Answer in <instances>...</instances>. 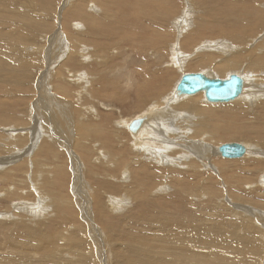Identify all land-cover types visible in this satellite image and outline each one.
<instances>
[{
  "label": "rangeland",
  "instance_id": "obj_1",
  "mask_svg": "<svg viewBox=\"0 0 264 264\" xmlns=\"http://www.w3.org/2000/svg\"><path fill=\"white\" fill-rule=\"evenodd\" d=\"M205 40L245 51L217 64L194 54ZM245 63L263 77L264 0H0V264H264V100L207 105L188 132L153 120L198 145L165 162L139 161L123 124L161 111L181 73ZM227 143L259 155L196 161Z\"/></svg>",
  "mask_w": 264,
  "mask_h": 264
},
{
  "label": "bare ground",
  "instance_id": "obj_2",
  "mask_svg": "<svg viewBox=\"0 0 264 264\" xmlns=\"http://www.w3.org/2000/svg\"><path fill=\"white\" fill-rule=\"evenodd\" d=\"M65 7V6H64ZM93 8V7H92ZM98 9V8H97ZM195 11V10H194ZM209 11V10H207ZM214 11V10H213ZM196 12V11H195ZM210 14V12H209ZM192 15V14H191ZM186 16L187 18L190 17V15H187V12H186ZM28 19V18H27ZM27 19H25L27 21ZM185 22V20L183 21ZM177 23V22H176ZM20 24V23H19ZM75 24V23H73ZM177 25V24H176ZM23 26V25H22ZM26 26V25H25ZM76 26L79 28V26L76 24ZM188 26V25H187ZM187 26H185L182 30L184 31ZM180 31V34H181V30ZM19 36V35H18ZM17 36V37H18ZM15 37V38H17ZM19 38V37H18ZM22 38V37H21ZM79 38V37H78ZM178 38V37H177ZM23 39V38H22ZM24 40V39H23ZM78 40V39H77ZM26 43V42H25ZM149 45V44H148ZM224 45V46H223ZM226 45V46H225ZM218 46V49H216L215 47ZM172 47V46H171ZM245 51V48H238V47H235V45H230V44H227L226 43H223L222 41H217V42H212V41H206L201 43L200 45L197 46V48L195 49V52L194 54H197L198 52H204L205 54H208L210 55L211 52H215V54H219L221 56V58H217L216 59V62L217 64L219 63H222L224 61H226L225 63L226 64H229V61L228 58H232L233 55H235V53H238L240 51ZM254 50V49H253ZM73 51V50H72ZM178 51V50H177ZM248 51V50H247ZM176 52V51H175ZM250 52V51H248ZM180 54V53H179ZM69 55V54H68ZM72 55V54H71ZM207 55V57H208ZM187 57V56H186ZM215 57V56H214ZM185 58V57H184ZM184 58L182 60L179 59V61H177L176 59V62L174 61V65L175 67H178V66H183L185 65V60ZM208 59V58H207ZM220 59V60H219ZM218 60V61H217ZM187 61V59H186ZM209 61V59H208ZM215 61V59H212L210 61V64ZM207 62V61H206ZM215 62V63H216ZM191 64V63H190ZM194 64V63H193ZM204 65H207V64H204ZM214 65V64H213ZM244 68H248L247 71L243 72V73H240L236 70H231V72H227V73H230V74H227L225 75V77L221 78V79H224V78H227L229 75L233 74V73H236L238 75H242V77L244 78V86H243V90H242V93L240 94V96L234 100L233 102L237 101V102H244L246 103L247 105L252 106L254 105L255 101L257 102L258 100H264V75L263 77H257L256 76V73H254V70L252 69V66H253V63H245V64H241ZM202 66V65H201ZM212 66V65H211ZM235 66H239V68L241 67L240 65H235ZM184 67V66H183ZM212 69L210 71H205L203 73H205V75H207L209 78H212V79H215V78H219V77H213L215 76L213 71H218L217 69L214 70L213 67H211ZM244 68H243V71H244ZM260 68H263L261 70L264 71V67L261 66ZM213 70V71H212ZM261 72V71H260ZM259 72V73H260ZM182 74H185V73H181L180 74V77ZM213 75V76H212ZM218 76V75H217ZM179 77V79H180ZM54 78V77H53ZM178 79V81H179ZM220 79V78H219ZM78 80V78L76 79ZM49 81V80H48ZM47 81V82H48ZM177 81V82H178ZM126 83V82H124ZM84 84H87V82H85ZM177 84V83H176ZM176 85H174L170 91H168V93H166V97L164 99H162V104H165L162 108H161V111H157V108H153L151 109V105L150 107H147V109L141 113L140 115H138V117L132 119V120H123V124L126 128V130H130L129 133H130V138H132V146L134 147L133 150L135 149V152L137 153L138 155V160L140 161V158H144L146 160H154L156 159V161L158 162H162L163 159H164V156L162 155V153H166L168 150L170 149H177V146L179 143H177L178 141H181L183 142L184 141V144L181 146L182 149H187L189 151L190 148H193V147H198V145H195L194 143H189L188 140L185 141L184 138H179V137H176L177 133H175V139H172L174 141H166L164 140V136H166L167 134H169L168 132L164 133V134H160L159 132H151V129H150V126L153 125V120L156 122V123H163V122H170V121H178L180 120V123H181V120L184 121V120H187V122L185 121L184 123L187 125L185 126V132H188L192 126L191 124L189 123L190 121H194V120H200L201 119V115L204 116V112H206L208 114V112H211L214 111L213 109H211V106H216V105H222L224 103H209L207 102L205 99V101L202 103L201 100V96L204 98L203 96V93H198L196 95H192V96H179L177 93H176ZM47 90V89H45ZM44 90V91H45ZM164 95V94H163ZM43 99V98H41ZM254 100V101H253ZM45 102V101H44ZM160 103V104H161ZM61 104V103H60ZM157 103H155L156 105ZM207 105H211L210 108H207L206 106ZM225 105V104H224ZM235 105V103L233 104ZM39 106V105H38ZM153 106V105H152ZM156 107V106H155ZM234 107V106H233ZM240 107V106H239ZM216 108V107H215ZM220 108H224V107H220ZM51 109V108H50ZM219 109V108H218ZM228 109V108H227ZM33 111L36 113V117L37 119L40 121H42V124H44V121H46V119L44 120L45 118V115L47 114V109H44L42 108L41 111L39 110V108L36 106L35 109H33ZM222 111V110H221ZM220 111V112H221ZM232 111V110H231ZM239 111V110H238ZM56 114V113H55ZM160 116L162 117V120L160 118ZM61 117V116H60ZM208 115L205 117L207 118ZM257 117V116H256ZM261 117V116H260ZM51 118V117H50ZM49 118V119H50ZM170 119V120H166V119ZM200 118V119H199ZM249 118V117H248ZM48 119V120H49ZM5 120V119H4ZM259 120V118H258ZM261 120V119H260ZM259 120V121H260ZM35 122V119L33 120ZM136 121H141L138 128L134 129V130H131V126L134 125V123ZM203 121V119L201 120V122ZM262 121V120H261ZM52 122V121H51ZM150 123L149 125L146 124V123ZM132 123V124H131ZM155 123V124H156ZM179 123V122H177ZM176 124V123H175ZM183 124V123H182ZM183 124V125H185ZM202 124H205V123H202ZM201 124V125H202ZM35 126L38 125V124H34ZM49 125V124H48ZM120 125V124H119ZM55 126V125H54ZM57 126V125H56ZM122 126V125H121ZM179 126V125H178ZM58 127V126H57ZM155 127V126H153ZM195 127V126H194ZM204 127V126H203ZM178 128V127H177ZM180 128H181V124H180ZM52 129V128H51ZM57 129V128H56ZM60 129V128H59ZM164 129V128H163ZM168 129V128H167ZM179 129V128H178ZM200 130V128H198ZM175 130V129H174ZM197 130V129H196ZM56 131V130H55ZM82 131V130H81ZM142 131V132H141ZM154 131V130H153ZM139 132H141L140 136H139ZM191 132V131H190ZM198 132V131H197ZM78 133V132H77ZM203 133V132H202ZM39 134V133H38ZM51 134V133H50ZM159 134V135H158ZM179 134V133H178ZM47 135V134H46ZM49 135V134H48ZM170 135V134H169ZM190 135V134H189ZM52 136V135H51ZM173 136V135H172ZM63 137V135H62ZM118 137V136H117ZM212 138V137H211ZM77 139V138H76ZM117 139V138H116ZM163 139V140H161ZM169 139V138H168ZM186 139V138H185ZM58 140V138H57ZM161 140V144H159L158 142H160ZM122 140H120L121 142ZM193 141V140H192ZM58 142V141H57ZM59 142L61 144H63L62 140L59 139ZM58 142V143H59ZM119 142V141H118ZM59 143V144H60ZM65 145H68L67 142H64ZM74 143V142H73ZM72 143V145H73ZM76 143V142H75ZM159 144V145H158ZM181 145V144H180ZM74 146V145H73ZM179 147V146H178ZM220 147L217 146L215 149H213L212 147L208 146V145H202V148L199 152L198 155L195 156V159L196 161L198 160V162L200 164H202L203 166H205L206 164V156L207 157H213V156H217L222 158L220 155H219V152H218V148ZM255 148V149H254ZM118 149V148H117ZM120 149V148H119ZM195 149V148H194ZM88 150V149H87ZM144 153H146L149 157H144L142 156V153L143 151ZM197 150V149H195ZM259 149L256 148L255 146L252 147V146H248V148H246V151H245V154L242 156V157H245V156H251L252 153H259L258 151ZM109 155V154H108ZM107 155V157H109ZM259 155V154H258ZM17 156L19 157V154H17ZM104 156V155H103ZM17 157V158H18ZM137 157V156H136ZM135 157V158H136ZM257 157V156H256ZM103 159H105V157H103ZM134 159V158H132ZM169 159V158H168ZM175 159V158H174ZM210 159V158H209ZM226 159V158H224ZM7 160V159H6ZM106 160V159H105ZM173 160V159H172ZM180 160L184 161V160H188L187 157H179L178 158V162L177 163H180ZM226 160H229V159H226ZM231 160V159H230ZM1 161H4V160H1L0 159V163ZM107 161V160H106ZM138 161V162H139ZM150 161V162H151ZM170 161V160H169ZM174 161V160H173ZM249 161V160H248ZM75 162V161H74ZM77 162V161H76ZM105 162V161H104ZM137 162V161H136ZM137 162V163H138ZM165 162V161H163ZM8 163V162H7ZM169 163V162H168ZM174 163V162H173ZM172 163V164H173ZM182 163V162H181ZM251 163V162H250ZM115 164V163H114ZM142 164V163H141ZM140 163H138V166L141 165ZM133 165V164H132ZM171 165V164H169ZM137 166V164H136ZM135 166V167H136ZM148 166V165H147ZM181 166V165H180ZM127 168V167H126ZM140 168V167H139ZM150 170V168H149ZM128 171V170H127ZM129 172V171H128ZM126 174V172H123V175L124 176ZM128 176V173L126 174ZM151 179V178H150ZM128 181V180H127ZM148 182V181H147ZM149 183V182H148ZM261 183L264 185V180H263V175L261 176ZM76 184V183H75ZM150 185V184H149ZM42 188V187H41ZM38 194V193H37ZM110 198V197H109ZM45 199V198H44ZM117 200V199H116ZM39 201V200H38ZM111 201V200H110ZM114 201V200H113ZM116 202V201H115ZM85 204V203H84ZM95 205V204H94ZM109 205V204H108ZM78 207V206H77ZM88 207V206H87ZM99 208V207H98ZM111 208V207H110ZM236 208V207H235ZM238 208V207H237ZM28 209V208H27ZM92 209V208H91ZM99 210V209H98ZM50 214V213H49ZM180 232V231H179ZM188 232V231H187ZM177 234V233H176ZM175 235V234H174ZM179 236V235H177ZM180 237V236H179ZM182 237V236H181ZM171 238V237H170ZM183 238V237H182ZM176 238L174 237L173 240H175ZM178 240V238H177ZM182 240V239H181ZM186 242V241H185ZM151 243V242H150ZM187 243V242H186ZM173 244V243H172ZM176 244V243H174ZM159 245V243H158ZM181 245V244H180ZM173 246V245H172ZM175 247H177V244L174 245ZM183 246V245H182ZM186 246V245H185ZM183 247V250L185 252H188L189 251L187 250L186 247ZM211 246V245H210ZM192 247V245H191ZM180 248V247H179ZM170 251H175V248H169ZM177 250V249H176ZM166 252V250H164ZM179 253L181 252V250H178ZM140 252V251H139ZM138 252V253H139ZM169 253V251H167ZM176 252V251H175ZM137 253V252H136ZM192 254V253H191ZM149 255V254H148ZM158 255L160 257L161 254L158 253ZM179 255V254H178ZM190 255V254H189ZM201 254L199 255H195L193 261L190 259V256L189 257H183L184 254H181L179 255L181 259V263H178V264H186V262H188V264H202V257H200ZM156 256V255H155ZM166 257V256H165ZM170 257V256H169ZM173 257V256H172ZM204 258V257H203ZM158 259V258H157ZM178 260V257L176 258ZM176 259L175 262L177 261ZM235 259V258H234ZM161 260V259H160ZM173 260V259H172ZM205 261V260H204ZM98 262V261H97ZM170 262H173V261H170ZM177 262H180V261H177ZM184 262V263H182ZM174 264V263H173Z\"/></svg>",
  "mask_w": 264,
  "mask_h": 264
},
{
  "label": "water",
  "instance_id": "obj_3",
  "mask_svg": "<svg viewBox=\"0 0 264 264\" xmlns=\"http://www.w3.org/2000/svg\"><path fill=\"white\" fill-rule=\"evenodd\" d=\"M244 78L233 73L227 78H209L203 72L182 74L176 84V93L179 96H192L203 93L204 99L209 103H229L236 100L242 93ZM141 121H136L131 130L138 128ZM132 124V123H131ZM246 148L239 143H227L218 148L219 155L226 159L241 158ZM264 180V175H263Z\"/></svg>",
  "mask_w": 264,
  "mask_h": 264
}]
</instances>
